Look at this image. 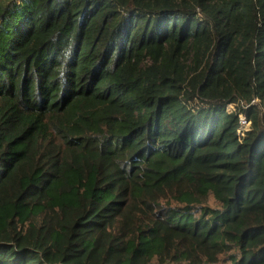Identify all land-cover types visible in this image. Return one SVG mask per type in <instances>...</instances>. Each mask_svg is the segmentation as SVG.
Here are the masks:
<instances>
[{"label": "trees", "instance_id": "16d2710c", "mask_svg": "<svg viewBox=\"0 0 264 264\" xmlns=\"http://www.w3.org/2000/svg\"><path fill=\"white\" fill-rule=\"evenodd\" d=\"M0 264H264V0H0Z\"/></svg>", "mask_w": 264, "mask_h": 264}, {"label": "built area", "instance_id": "2783aa9c", "mask_svg": "<svg viewBox=\"0 0 264 264\" xmlns=\"http://www.w3.org/2000/svg\"><path fill=\"white\" fill-rule=\"evenodd\" d=\"M230 106H232V107H229V106H228L227 110H228L229 112H233V111H235V107H234L233 105H230ZM241 121H242V123L245 124L246 126L248 125V124L244 121V118H242V116H241Z\"/></svg>", "mask_w": 264, "mask_h": 264}, {"label": "rangeland", "instance_id": "374dc122", "mask_svg": "<svg viewBox=\"0 0 264 264\" xmlns=\"http://www.w3.org/2000/svg\"><path fill=\"white\" fill-rule=\"evenodd\" d=\"M190 63V62H189ZM229 107H232V106H229ZM243 118V117H242ZM242 133V131H239V134H241Z\"/></svg>", "mask_w": 264, "mask_h": 264}, {"label": "crops", "instance_id": "0c3cea01", "mask_svg": "<svg viewBox=\"0 0 264 264\" xmlns=\"http://www.w3.org/2000/svg\"><path fill=\"white\" fill-rule=\"evenodd\" d=\"M230 106V105H229Z\"/></svg>", "mask_w": 264, "mask_h": 264}]
</instances>
